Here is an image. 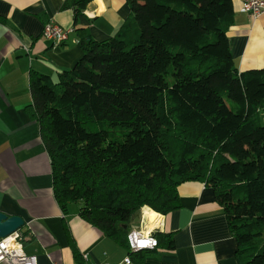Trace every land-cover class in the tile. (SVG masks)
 Returning <instances> with one entry per match:
<instances>
[{
  "label": "trees",
  "instance_id": "obj_1",
  "mask_svg": "<svg viewBox=\"0 0 264 264\" xmlns=\"http://www.w3.org/2000/svg\"><path fill=\"white\" fill-rule=\"evenodd\" d=\"M127 5L113 37L80 32L83 54L56 83L29 75L25 111L40 126L56 203L77 204L129 252L134 218L180 209L178 186L199 182L225 215L236 264H264V68L234 63L232 0ZM154 237L172 248L170 234Z\"/></svg>",
  "mask_w": 264,
  "mask_h": 264
},
{
  "label": "crops",
  "instance_id": "obj_2",
  "mask_svg": "<svg viewBox=\"0 0 264 264\" xmlns=\"http://www.w3.org/2000/svg\"><path fill=\"white\" fill-rule=\"evenodd\" d=\"M82 1L0 0V212L24 221L23 252L37 264H123L126 257L131 264H236V241L212 191L202 183L180 184L181 208L163 216L158 232L171 235L172 248L160 240L158 248L132 255L83 222L78 206L62 212L56 203L40 126L25 111L32 103L29 75L43 74L56 83L58 74L83 54L81 31L105 41L130 14L127 0H87L76 15ZM242 2L232 0L234 18L227 34L240 72L264 68V13L258 18L241 13ZM47 21L72 30L65 43L56 46L42 36Z\"/></svg>",
  "mask_w": 264,
  "mask_h": 264
},
{
  "label": "built area",
  "instance_id": "obj_3",
  "mask_svg": "<svg viewBox=\"0 0 264 264\" xmlns=\"http://www.w3.org/2000/svg\"><path fill=\"white\" fill-rule=\"evenodd\" d=\"M239 11L252 18H258L264 13V0H243ZM71 32V29H64L53 21H47L43 26L42 36L58 46L68 40ZM143 219L145 223H143ZM139 222L140 226L133 227L127 236L129 252L132 254L157 248L158 242L154 237V233L161 230L163 215L158 214V218L154 223H150L148 218L142 213ZM149 224H152L150 228L148 227ZM22 247V234L20 230L15 231L5 238H0V264H37L34 257L27 256L23 252ZM83 259L86 261L85 256ZM123 264H131L130 258L126 257L123 260Z\"/></svg>",
  "mask_w": 264,
  "mask_h": 264
},
{
  "label": "water",
  "instance_id": "obj_4",
  "mask_svg": "<svg viewBox=\"0 0 264 264\" xmlns=\"http://www.w3.org/2000/svg\"><path fill=\"white\" fill-rule=\"evenodd\" d=\"M24 221L18 216L8 217L0 212V238H5L20 230Z\"/></svg>",
  "mask_w": 264,
  "mask_h": 264
},
{
  "label": "bare ground",
  "instance_id": "obj_5",
  "mask_svg": "<svg viewBox=\"0 0 264 264\" xmlns=\"http://www.w3.org/2000/svg\"><path fill=\"white\" fill-rule=\"evenodd\" d=\"M143 215L148 218L150 223H154V221L158 218V213L153 212L149 208L144 209ZM152 224H149L148 227L150 228Z\"/></svg>",
  "mask_w": 264,
  "mask_h": 264
},
{
  "label": "rangeland",
  "instance_id": "obj_6",
  "mask_svg": "<svg viewBox=\"0 0 264 264\" xmlns=\"http://www.w3.org/2000/svg\"><path fill=\"white\" fill-rule=\"evenodd\" d=\"M68 209H70V208H73V207H77V204H74V203H70L69 205H68ZM141 215V214H140ZM140 215L139 216H137L136 218H134V220H133V227H139L140 225H139V219H140ZM143 223H145V220L143 219Z\"/></svg>",
  "mask_w": 264,
  "mask_h": 264
}]
</instances>
